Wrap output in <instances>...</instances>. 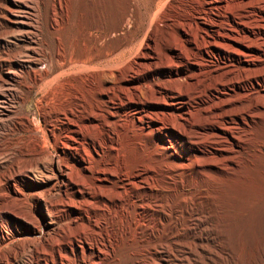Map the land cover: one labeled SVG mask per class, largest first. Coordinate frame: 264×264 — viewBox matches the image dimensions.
<instances>
[{
  "label": "bare ground",
  "instance_id": "bare-ground-1",
  "mask_svg": "<svg viewBox=\"0 0 264 264\" xmlns=\"http://www.w3.org/2000/svg\"><path fill=\"white\" fill-rule=\"evenodd\" d=\"M0 32V264H264V0H0Z\"/></svg>",
  "mask_w": 264,
  "mask_h": 264
},
{
  "label": "rangeland",
  "instance_id": "rangeland-1",
  "mask_svg": "<svg viewBox=\"0 0 264 264\" xmlns=\"http://www.w3.org/2000/svg\"><path fill=\"white\" fill-rule=\"evenodd\" d=\"M1 33V32H0ZM7 41V42H14V43H18L20 40H21V37L19 34H15V35H9L8 38H4V35H3V38H2V41ZM16 51H20L21 48L19 46H16L14 48ZM25 61V58L23 57V54H19V56H17L16 58V63H23ZM1 64V63H0ZM6 63H2L3 67L1 68L0 67V76L3 77L4 79L7 78L8 80L12 79L10 76H7V69H6V66H5ZM9 89H12V87L10 88V86H4V87H0V116L3 115L4 113L6 114L9 110V106H14V107H17L16 104H10L9 103V95H10V91ZM35 99L36 97H33L32 98V101L27 105L26 107V110L29 112V114H35L36 117H37V120L40 121V113H38V107H37V104L35 103ZM4 114V115H5ZM34 176V175H33ZM34 178V177H32ZM39 182H41L42 180H38ZM45 181V180H44Z\"/></svg>",
  "mask_w": 264,
  "mask_h": 264
}]
</instances>
